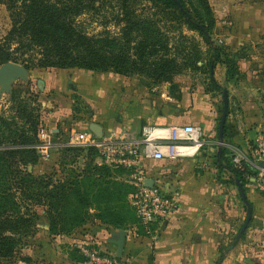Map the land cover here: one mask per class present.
Masks as SVG:
<instances>
[{
	"label": "rangeland",
	"instance_id": "374dc122",
	"mask_svg": "<svg viewBox=\"0 0 264 264\" xmlns=\"http://www.w3.org/2000/svg\"><path fill=\"white\" fill-rule=\"evenodd\" d=\"M82 1H79V6L85 7V10L75 18V22L88 35L96 36L98 39L115 45V54L109 55L115 58L124 43L121 34L125 23L117 24L113 16L122 13V11L132 10H137V14L144 17L149 16L141 19V31L134 34L135 40L132 43L133 48H138L142 44L149 45L148 50L143 52L146 62L141 64L136 58L137 52L132 49L130 57L131 60L136 61V64H128L127 74L119 73L113 69L92 71L75 68L73 72L59 68L42 70L36 68V65L30 64L33 59L28 54L25 56L26 63H16L26 69L25 76L15 78L7 85L0 79V130L6 134L12 132L17 136H33L39 142L37 148L40 145L39 130L41 126L49 130H59L61 138H56L58 132L55 133L54 138V143L59 142V145L54 146L49 151V157L45 158L41 157L37 150L36 162L34 165L28 166V171L33 172L36 177L53 176L55 181L62 178L63 171L66 175L67 173L71 175L72 172L75 174L91 172L92 176L87 177L84 183L91 191L90 183L92 184L96 178L101 179L95 192L87 195L92 202L97 203L107 201L103 198L106 192H112L114 195L121 193L119 186L116 187L112 183L131 180V171L124 167L110 168L111 166L102 162L99 156L93 158L95 161L92 162V159L87 158L86 152V149L91 146L69 145L68 138L73 132H91L90 129L85 130L87 126L98 124L105 129L102 139L107 138L113 141L120 139V134H117L114 129L119 124L118 114L112 112V84L120 85L122 83L117 79L125 81L124 86L130 83L132 95L147 99L153 106L155 105L156 111L160 109L162 102L166 101L165 95L169 98L180 99L183 92L195 88L198 81L206 84L210 93L215 90L210 78L209 60L212 52L209 45L200 32L190 28L186 20L183 17H177L178 15L173 10L171 11L174 12L175 17H169L160 12L159 16H150L155 12L151 9L153 6L151 0H97L95 4L89 0ZM244 1L251 2V4L255 2L259 6V16H264L262 8L264 0ZM184 2L188 11L205 26L209 27L215 20L211 0H184ZM57 3L59 4L57 0H52V4L62 6ZM11 24L7 6L0 4V40L7 35ZM101 45L104 54L108 43L103 42ZM151 49L155 51L152 56L149 55ZM34 63H38L37 60ZM116 64L118 65V61ZM260 65H263V59L260 57L244 60L239 66L245 76H241L238 71H235L231 76L234 78V82L229 85L227 81L225 83L223 81L222 87L227 89L229 94L228 89L233 91L239 80L238 86L240 84L253 85L259 91L250 87L246 93H251V91L256 93L258 99L254 104L262 108L264 115V66ZM159 69H167L169 76L166 78L162 73L161 76H155ZM53 70L61 74L60 80L64 79L60 88H47L48 74ZM60 70L62 71L59 72ZM80 71L86 75L84 78L86 81L77 83L73 80V75L75 73L82 74ZM56 78L59 79V77ZM136 91L137 94H135ZM216 92L214 95H219L220 103H222V93ZM124 93L126 94V91ZM121 101L123 103V100ZM37 123L39 125L41 123V125L37 126V130L34 131L33 127ZM146 124L144 128L157 127L152 122ZM261 135H264V129ZM140 137H143V132ZM69 147L81 150L68 152L66 148ZM105 165L110 168V173L105 169L101 171L94 169L95 166L104 167ZM27 205H30L32 213L37 214V217L33 218L34 223L36 222L33 227L34 232L22 237V242L14 255L9 258H0V264H94L82 256L77 247L79 243L93 242L97 247L102 248L92 234H86L87 229H91L98 223L110 228L96 219L94 210L90 212V217L81 228L71 230L70 234H57L50 231L47 208L31 206V202ZM127 206H129L128 203ZM24 211L25 209H23ZM126 215V211H117L110 216V219H118V217ZM127 218L130 223L136 225V217L129 216Z\"/></svg>",
	"mask_w": 264,
	"mask_h": 264
},
{
	"label": "crops",
	"instance_id": "0c3cea01",
	"mask_svg": "<svg viewBox=\"0 0 264 264\" xmlns=\"http://www.w3.org/2000/svg\"><path fill=\"white\" fill-rule=\"evenodd\" d=\"M211 5L215 13L212 38L228 56L236 55L239 74L245 76L239 66L244 60L260 57L264 66V16H259V6L244 0H211ZM65 70L73 72L75 69ZM80 72L82 74L73 75L77 83L86 81V75ZM226 72L223 63L213 70L212 74L221 86L223 81L229 85L234 82ZM48 75L47 88H60L64 81L60 80L61 74L53 70ZM117 80L122 85L112 84V112L118 114L119 124L114 129L120 134L121 141H141L143 128L152 122L157 127L196 125L202 128L206 142L194 157L160 161L142 159L147 184L152 181L164 185L170 194L178 196L179 207L156 233L140 235L135 226L124 230L126 240L121 260L126 264H217L223 254L221 264H264V178L255 182L250 179L245 186L253 208V221L244 239L235 242L247 212L237 184L231 181V173L226 169L219 171L216 164L223 112L220 96L214 95L217 92L207 93L206 84L198 81L197 86L183 92L180 99L165 95L166 101L156 111L155 105L147 99L132 95L130 83L124 86L125 81ZM238 82L233 91L228 89L230 106L225 126L224 148L228 151L225 165L230 163L237 149L249 153L264 129L262 108L254 104L258 97L253 91L246 93L250 87L259 89L250 84L238 86ZM90 125L85 130H89ZM49 131L58 132L56 138H61L59 130ZM58 145L59 142L54 143V146ZM121 231L98 223L87 229L86 234H92L104 250L116 256L117 246L113 241L119 238Z\"/></svg>",
	"mask_w": 264,
	"mask_h": 264
},
{
	"label": "trees",
	"instance_id": "16d2710c",
	"mask_svg": "<svg viewBox=\"0 0 264 264\" xmlns=\"http://www.w3.org/2000/svg\"><path fill=\"white\" fill-rule=\"evenodd\" d=\"M63 1L67 2L62 3ZM79 1L57 0L58 5L62 4L60 7L52 4V0H0V4L7 6L12 23L7 35L0 40V66L8 62L24 64L27 62L25 56L29 54L33 59H30L32 61L30 64L42 70L79 68L109 71L113 69L127 74L128 64H136V61L131 60L130 57L132 49L137 52L136 58L141 64L146 62L143 52L148 50L149 45L142 44L138 48H133L132 43L135 40L134 34L141 31V19L149 16L137 14V10L122 11L113 16L117 24L125 23L121 34L124 43L115 58L109 56L115 54V45L88 35L75 22V18L85 10V7L79 6ZM89 1L95 4L97 0ZM151 2L153 3L151 9L155 12L150 16H159L160 12L175 17V12L177 17L186 20L190 28L201 33L212 52L209 60L212 86L215 91L222 93L225 88L215 80L213 70L219 63H223L226 66L227 77L231 78L237 71L238 64L235 60L236 55L228 56L213 40L215 20L209 27L200 23L188 11L184 0H179L182 8L173 0H151ZM103 42L108 43L104 54L101 45ZM154 52L151 49L149 55L152 56ZM35 60L38 63H34ZM161 73L166 78L169 76L167 69H159L155 76H161ZM206 92L210 91L206 88ZM40 125L35 124L33 130H37V126ZM225 132L226 127L224 140ZM38 143L33 136H17L12 132L6 134L0 130V258L12 257L22 242L21 238L34 232L33 227L36 222L34 223L33 218L37 217V214L31 212L30 205H27L29 202L32 203L31 206L47 208L51 233L70 234L71 230L84 226L90 217V212L94 210L96 219L110 228L128 230L129 227L137 226L140 235H148L144 227L139 224L129 202V196L137 190L131 180L112 183L116 187L119 186L121 193L114 195L112 192H106L103 198L107 201L92 202L87 195L95 192L101 179L96 178L92 184L90 183L92 190H88V185L84 181L92 176L91 172H82V174L72 172L71 175L68 173L66 175L63 171L62 178L55 181L53 176L36 177L33 172L28 171V166L36 162ZM66 150L71 152L81 149L69 147ZM86 152L87 158L92 159V162L95 161L93 158L100 157L99 150L95 147L87 148ZM227 153L228 151L223 147L222 151L216 154L219 171L228 170L231 173L232 183L236 184L240 181L245 187L251 178L257 177L259 171L247 162H243L242 166L237 168L232 163V158L230 163L225 165ZM247 154L249 156V153ZM105 166H95L94 169L95 171L105 169L110 173L112 166H109L110 168ZM117 211H126L127 215L110 219V216ZM129 216L136 217V225L128 221ZM252 221L253 219L250 225ZM155 229L156 227L152 228ZM246 232L239 237V231L235 242L244 239ZM223 258L222 254L217 264H221Z\"/></svg>",
	"mask_w": 264,
	"mask_h": 264
},
{
	"label": "built area",
	"instance_id": "2783aa9c",
	"mask_svg": "<svg viewBox=\"0 0 264 264\" xmlns=\"http://www.w3.org/2000/svg\"><path fill=\"white\" fill-rule=\"evenodd\" d=\"M158 130L159 135L152 139L151 133ZM115 135V134H114ZM55 131L42 127L39 130L40 145L37 148L41 157H49V151L54 146ZM203 130L193 124L176 125L170 127H148L143 131L141 141L129 139H98L89 131L71 133L68 144L72 146H91L99 150L100 158L112 167H124L131 171V183L137 187L135 193L129 196V202L139 224L148 234L156 233L167 223L179 207L178 196L170 194L166 187L155 182L152 187L147 186V173L142 167L144 157L153 160H174L194 157L205 146ZM243 162L254 166L258 171L254 182L264 178V135L258 136L251 147L249 156L238 150L233 154L232 163L240 168ZM156 227L155 230H152ZM78 250L82 256L94 264H126L115 255L93 242L79 243Z\"/></svg>",
	"mask_w": 264,
	"mask_h": 264
},
{
	"label": "water",
	"instance_id": "95a60500",
	"mask_svg": "<svg viewBox=\"0 0 264 264\" xmlns=\"http://www.w3.org/2000/svg\"><path fill=\"white\" fill-rule=\"evenodd\" d=\"M177 5H179L180 8H182L179 0H173ZM26 74V69L19 64L16 63H7L5 65L2 66V68L0 69V79L2 80V82L7 85L11 82V80L15 79V78H19L22 76H25ZM223 95V112H222V116L219 122V147H218V152H221L223 147H224V131H225V126H226V121H227V117L229 115V106H230V102H229V94L227 89H224L222 92ZM90 131L98 138V139H102L103 137V127L101 125L98 124H91L90 125ZM260 167H264V162H260L259 163ZM30 170H32V167H30ZM239 192L241 194L242 197V201L243 204L246 207V212H247V216L246 219L242 225V228L240 230L239 233V237H241V235L243 233L246 232V230L248 229L250 222L253 218V208L251 206V203L247 197V193L245 190V187L243 186V184L240 181L236 182ZM147 186L152 187L153 183L152 181H148ZM125 240H126V232L123 230L121 231L119 238L113 241V244L117 246V254L116 256L121 259L123 256V250L125 247Z\"/></svg>",
	"mask_w": 264,
	"mask_h": 264
},
{
	"label": "bare ground",
	"instance_id": "6f19581e",
	"mask_svg": "<svg viewBox=\"0 0 264 264\" xmlns=\"http://www.w3.org/2000/svg\"><path fill=\"white\" fill-rule=\"evenodd\" d=\"M159 131L158 130H154V131H152V133H151V138L152 139H154V138H156L158 135H159Z\"/></svg>",
	"mask_w": 264,
	"mask_h": 264
}]
</instances>
